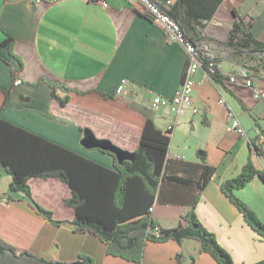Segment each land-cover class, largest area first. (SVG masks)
I'll return each mask as SVG.
<instances>
[{"label":"crops","instance_id":"crops-1","mask_svg":"<svg viewBox=\"0 0 264 264\" xmlns=\"http://www.w3.org/2000/svg\"><path fill=\"white\" fill-rule=\"evenodd\" d=\"M236 15L251 20L254 37L264 42V0H223L210 19L185 23V33L215 62L226 78V87L202 65L195 74L196 108L176 113L151 107L150 98L157 94L172 97L179 91L188 64L186 50L170 41L163 26L137 9L133 0H0V40L11 35L15 52L24 62L22 80L14 82L15 63L0 49V117L113 169V155L82 145L86 129L98 139L133 152L146 118L151 117L161 130H170L171 159L198 162L203 152L208 164L216 167L196 206L200 220L216 234L236 264H264V238L221 187L238 175L249 159L264 171V111L254 95V87H264V63L256 55L224 47ZM244 71L250 74L252 87L229 81L230 76L239 77ZM42 76L98 92H70L69 102L62 106L52 98L47 83L30 84ZM124 80L135 84L137 91L118 94ZM57 94L65 96L61 90ZM230 110L246 134L231 127ZM11 183V174L0 164V235L9 243L32 249L47 260L71 263L84 255L97 264H139L106 254L103 241L76 230L70 222L55 224L41 216L22 192H11ZM29 184L34 198L53 209L56 219L74 218L75 210L65 203L72 196L67 183L54 177H34ZM10 193L15 199L8 201ZM234 193L264 223V181L260 176L255 175ZM187 209L160 203L154 208V218L163 227H174ZM143 264L218 262L199 251L198 241L186 239L182 244L148 241Z\"/></svg>","mask_w":264,"mask_h":264},{"label":"trees","instance_id":"trees-1","mask_svg":"<svg viewBox=\"0 0 264 264\" xmlns=\"http://www.w3.org/2000/svg\"><path fill=\"white\" fill-rule=\"evenodd\" d=\"M223 0H177L169 10L185 32V23L210 19ZM148 16V15H146ZM149 17V16H148ZM195 43L194 39L186 34ZM15 39L7 35L0 40V49L13 61L12 78L21 81L24 62L14 49ZM224 47L247 56L256 55L264 63V42L254 37L252 21L238 17L229 31ZM202 65L209 68L212 60L201 55ZM257 69H255L256 71ZM211 77L224 87L226 78L217 66ZM47 83L51 95L62 106L70 92L88 94L96 90H79L54 78L41 77L30 83L39 86ZM65 92L60 97L57 91ZM105 97H112L101 93ZM169 131L161 130L151 117H147L140 142L133 152H122L131 159L120 161L114 151L101 149L115 158V168L106 167L84 155L34 133L0 117V164L12 176L11 192H22L29 205L41 216L55 224L70 222L76 230L89 232L106 244V254L120 256L143 264L144 248L148 241L174 240L182 244L186 239L199 243V251L206 252L218 264H236L230 252L220 244L216 234L209 230L196 213L201 193L212 180L216 167L208 164L205 153L200 161L190 162L168 156L171 142ZM251 142L250 145H252ZM256 149L260 154L259 146ZM258 175L264 181V171L258 170L251 159L242 171L222 183V190L238 207L246 222L264 238V223L234 191L243 188ZM58 178L72 189L65 203L75 210L72 220H59L54 211L38 202L31 190V178ZM15 199L9 194L8 201ZM168 203L188 206L178 225L163 227L154 218L157 204ZM83 264H97L90 256L80 255ZM0 264H67L66 261L47 260L32 249L19 248L0 235Z\"/></svg>","mask_w":264,"mask_h":264},{"label":"built area","instance_id":"built-area-1","mask_svg":"<svg viewBox=\"0 0 264 264\" xmlns=\"http://www.w3.org/2000/svg\"><path fill=\"white\" fill-rule=\"evenodd\" d=\"M89 1V0H86ZM137 9L144 12L152 20L161 24L165 29L166 35L170 41L182 44L188 56V64L185 69L184 77L179 91L172 97L163 95H153L150 98V105L153 108L164 107L176 113L183 112L188 107H195L193 92L196 87L195 74L202 66L201 55L202 52L196 43L189 40L180 23L170 14L169 10L177 0H133ZM215 62L209 64L210 73L214 71ZM231 83H237L242 86H253V80L250 74L246 71L237 77L232 75L229 78ZM137 86L129 84L125 80L118 87L117 93H135ZM255 97L261 101V107L264 111V87H254ZM223 102V100H220ZM230 124L231 127L240 134H246V129L240 119L234 116L233 111L230 110Z\"/></svg>","mask_w":264,"mask_h":264},{"label":"water","instance_id":"water-1","mask_svg":"<svg viewBox=\"0 0 264 264\" xmlns=\"http://www.w3.org/2000/svg\"><path fill=\"white\" fill-rule=\"evenodd\" d=\"M81 143L86 148L96 147L100 149H108L114 151L117 154L120 161H123L124 159L131 157L130 155L118 149L110 140L96 138V136L89 129H86V137H84L81 140ZM67 264H83V262L81 260H76L74 262Z\"/></svg>","mask_w":264,"mask_h":264},{"label":"rangeland","instance_id":"rangeland-1","mask_svg":"<svg viewBox=\"0 0 264 264\" xmlns=\"http://www.w3.org/2000/svg\"><path fill=\"white\" fill-rule=\"evenodd\" d=\"M38 201V200H37ZM38 202H40V201H38ZM41 203V202H40ZM42 204V203H41ZM43 205V204H42ZM43 206H45V205H43ZM46 208H48V209H51V208H49V207H47V206H45ZM51 210H53V209H51ZM54 211V210H53Z\"/></svg>","mask_w":264,"mask_h":264}]
</instances>
